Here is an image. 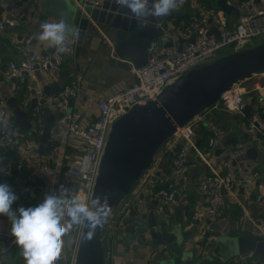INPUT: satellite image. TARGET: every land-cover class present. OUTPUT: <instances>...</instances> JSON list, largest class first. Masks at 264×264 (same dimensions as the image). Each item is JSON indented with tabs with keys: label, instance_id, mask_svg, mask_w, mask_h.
<instances>
[{
	"label": "water",
	"instance_id": "1",
	"mask_svg": "<svg viewBox=\"0 0 264 264\" xmlns=\"http://www.w3.org/2000/svg\"><path fill=\"white\" fill-rule=\"evenodd\" d=\"M30 1L25 0V4ZM217 4L224 12H236L241 15V11L230 5L228 0H217ZM39 8L40 6L36 4L34 10ZM4 9L5 6H0V20ZM41 9L44 18L52 14L59 19L63 17L69 25H75L80 29L76 38L75 58L79 57L85 39L93 38L97 26H101L112 40L113 55L120 59L116 62L117 66L124 70L138 69L146 65L151 59L148 52L151 42L165 31L173 34L176 29L170 27L172 22H169L177 21L181 15V10H173L166 16H150L138 23L136 19L130 17L127 7L119 5L118 0H100L97 6L86 2L82 7L73 0H44ZM34 15L35 12L32 16ZM200 17L196 15V18ZM17 29L13 27L6 30V33H15ZM194 36L193 33L188 42H194ZM35 41L37 43V40ZM179 42L181 49L185 40L180 39ZM50 51L52 48L44 54ZM69 58L71 56H65V60ZM5 72V65H1L0 82H3L2 74ZM261 73H264V36L189 66L163 88L155 99L133 105L113 121L90 197V201L97 197L101 199L106 197L111 212L103 226L94 230L91 238L86 235L89 229L82 225L75 264H106L107 253L104 243L108 230L118 211L122 209L124 200L140 183L145 172L152 168L162 146L175 138L187 123L218 105L225 92L238 88L245 81ZM70 75L71 69L61 71V81L67 82ZM10 80L13 83L18 82L15 78ZM20 84L27 88L30 81L26 79ZM61 87L60 84L44 86L43 93L50 95L58 92ZM37 92L36 88L31 90L35 95L31 101L32 106L38 101ZM41 103H44V100H41ZM7 105L12 112L11 120L19 127L21 135L29 132L38 142L39 154H51V145L60 146L59 141L52 139V133L58 134L61 129L57 125V120L62 116L61 112L55 115L45 107V121L39 126L37 119L33 118V121L29 119L30 109L23 108L17 99L9 98ZM72 111L73 99L70 102V112ZM252 111L253 107L247 105L243 114L249 116ZM244 137L246 156L257 160L261 153L260 148L254 146L248 134ZM196 147H199V142L196 143ZM0 154H2L1 182L6 175L5 169L19 158V154L13 146L3 144L1 141ZM27 174L28 172L24 171L22 175L26 177ZM154 204L157 205L156 200ZM140 212L139 208L129 212V217L140 218L138 221L140 223L134 220L125 229L130 234L139 233L143 236L147 230H143L141 224L147 219L148 232L154 246L153 254L157 257L158 264H244L243 259L250 252L264 258V236L245 230L243 225L224 234L221 226L207 220L206 224L210 225L216 239L210 246L205 247L203 241L191 242L194 231H183L181 223H170L168 218L160 217L156 212H150L146 216H141ZM196 224L200 226L199 223ZM0 257L5 259V253L0 252ZM5 264H11L10 260L5 259Z\"/></svg>",
	"mask_w": 264,
	"mask_h": 264
},
{
	"label": "built area",
	"instance_id": "2",
	"mask_svg": "<svg viewBox=\"0 0 264 264\" xmlns=\"http://www.w3.org/2000/svg\"><path fill=\"white\" fill-rule=\"evenodd\" d=\"M73 1L80 7L86 2L94 6L100 3V0ZM257 2L262 4L261 8L254 7ZM24 4L25 0L7 1L0 20V32L5 36L9 34L6 33V30L21 26L24 19L28 18V13L21 8ZM240 10L241 15L237 22L231 26L223 13L215 14L211 18L209 16L192 17L189 21H181L180 25L187 27L190 37L193 33L195 34L194 42H185L181 49L177 44L178 36H174L177 37L174 38L172 33L167 31L159 38L154 39L148 48L151 59L146 65L132 69L135 82L125 85L116 92L98 100L97 119L88 125H80L74 111L70 112L71 100L73 99L75 104L81 92L82 83L80 79L73 78L63 85L58 92L38 98L33 107V115L37 119V124L41 126L44 123L45 107L55 108L62 113V116L57 120V125L66 131L68 137L74 138L84 145L82 156L71 163L63 161L49 164L42 159L33 157L25 143L22 142L19 127L11 120V110L7 105L5 96L0 93V141L3 144L13 146L19 154L15 183L21 192L28 193L32 199L36 196L37 188H42L36 175L38 172L52 180V188L60 184H71L75 190L73 194L81 195L90 201L108 132L117 117L135 104L146 103L155 99L163 88L189 66L264 36V0H241ZM212 24L216 25V30H213ZM34 40L35 34H29L16 45L19 56L16 61L8 63L6 73L9 78H15L22 83L26 79L35 81L38 70L42 72L60 71L66 61L65 56H74L77 46L76 38L69 37L66 41L68 52L59 53L52 47V51L42 54L35 49ZM241 86L242 84L236 89L225 92L219 104L245 119L246 133L254 139L260 150L264 152V116L259 110H253L249 116L243 114L247 103L241 93ZM257 88L263 95L264 86L258 85ZM231 93L233 99H230ZM41 100H44V103H41ZM200 117L182 127L174 138V143L170 149L172 168L171 181L168 186L150 192L157 201L156 212L160 217H163L167 208L184 194L189 153L191 149L196 147L195 124ZM221 140L222 133L213 129L208 139V146L214 150L221 143ZM223 148L225 158L231 163L235 162V170L226 174L204 175L199 181V187L206 196L207 215L211 223H215L214 221L222 215L225 196L230 197L244 208L238 193L241 188L245 197L254 196L256 201L264 206V181H257L248 167L247 169L237 167V165L245 162V142L239 141ZM56 150L57 147L54 151ZM27 166H32L36 174L31 172L24 177L22 174L27 170ZM17 206L19 204L12 205L13 208ZM130 211L124 207L119 213L127 217ZM1 221L3 224L0 226V234L4 236V239L0 240V252L4 253L9 246L16 244V242L10 230L7 229L9 225L11 226L9 219ZM138 221L140 218L136 219L135 222ZM207 226L208 233L202 240L205 247L210 246L216 239L210 225ZM81 227L82 225H80L76 243L69 245L70 249H65L64 244L61 257L56 261V264H75ZM251 231L254 234L264 236V213L254 222ZM65 241L66 234L64 236ZM253 256V252L246 255L249 259Z\"/></svg>",
	"mask_w": 264,
	"mask_h": 264
},
{
	"label": "crops",
	"instance_id": "3",
	"mask_svg": "<svg viewBox=\"0 0 264 264\" xmlns=\"http://www.w3.org/2000/svg\"><path fill=\"white\" fill-rule=\"evenodd\" d=\"M7 1L8 0H0V6H5ZM240 2L241 0H228V3L239 11H241ZM36 4L40 6L38 10H34ZM43 5L44 0H31L30 3L21 6L29 15L24 22L25 24L17 27V31L15 33L10 32L8 36L0 32V37L2 38V41L0 40V66L5 65L6 72L8 63L18 59L19 55L16 45L29 34H35L37 43L34 40V47L42 54L53 47L48 44L47 41H40L37 39V34L40 31L39 25L42 22L45 20H59V18L53 14L49 17L45 16L44 18L41 11ZM254 7L261 8L262 4L257 2ZM175 10H181V15L178 16L177 21H170L169 23L172 22L173 26L170 25V27L176 29L171 35L173 37L180 36V38L178 36L177 39L178 45L180 39L187 42L190 37L188 29L181 26L180 22H178L180 20L185 21L182 18L183 16L196 18V15H199L201 17L209 16L211 18L215 14L223 13L230 26L234 25L240 16L236 12H224L218 7L217 0H178V6ZM33 12H35L34 16H32ZM181 27L183 28L180 31L179 28ZM212 28L216 30V25L212 24ZM4 40L8 41L9 44L3 42ZM112 45V40L106 35L104 29L101 26H97L96 35L93 38L87 37L85 39L79 57L75 58L72 56L67 59L60 71L42 72L38 70L36 80L30 81L27 88H25L23 84H20L21 82L19 81L17 83L11 82V78H9L5 72V74H2L4 80L0 82V93L3 94L7 100L9 98H15L20 102L23 108H29V119L33 121V118H35L33 115L34 105H31V101L35 98V95L31 93V90L34 88L37 89V98L45 96L43 87L53 86L54 84L63 86L65 82L61 81L60 73L65 69H71L69 79L78 78L82 83L81 92L74 104V114L80 125H88L97 119L98 100L116 92L125 85H130L135 82L132 69L124 70L117 66L116 62L120 59L113 55ZM258 85L264 86V73L255 75L248 81L242 83L240 90L247 105L252 106L253 110H259L264 116V89L262 95L257 88ZM48 108L55 115L59 113L55 108ZM244 123L245 119L241 115L231 112L218 104L202 114L195 124L196 143L199 142V147L191 149L189 153L184 194L178 197L175 202L167 208L163 216L168 218L170 223H181L183 231H194L191 242L202 241L208 233V226L206 224L207 220H209L207 215L208 203L204 192L199 187V181L204 175L212 173L226 174L235 170L236 164L229 162L225 158L223 147L236 144L239 141L246 142L244 136L247 133L244 128ZM213 129H217L222 133L221 143H219L214 150L208 146V139ZM52 139L59 141L60 146L54 151L56 146L51 145V154L41 155L38 153V142L34 140L31 134L28 132L22 136V142L25 143L26 146H29L27 148L30 154L49 164L63 161L71 163L84 153V145L78 140L68 137L63 128L60 129L58 134L53 132ZM250 140L254 146H257L253 138L250 137ZM173 143L174 138L164 144L158 151L152 168L145 172L140 183L136 185L124 200L122 209L125 207L130 211L139 208L141 215L143 214L145 216L150 212H156L157 205L154 204L155 199L150 192L155 190L157 186L166 187L171 181L172 154L170 149ZM17 162L18 159L14 160L11 166L5 169L6 175L1 182L8 183L10 186L13 185V182L9 180V178ZM237 167H241L242 169H247L248 167L257 181L263 182L264 152L261 151L257 160H252L245 156V162L237 165ZM27 170L28 173L34 172L36 174L32 166H27ZM36 175L38 176V182L41 184L40 187L42 188H37L35 193L36 196L33 199L30 195L24 194L23 198L16 203L19 204V206L23 205L24 207H28V204H35L39 198L43 197L47 189L52 188L53 182L50 178H46L38 172ZM241 190L242 188L238 193L244 208L235 203L230 197L225 196L222 215L214 221V224L222 227V233L224 234L239 228L241 225L244 226L245 230H253L254 222L264 213V206L259 204L254 196L250 198L245 197L243 193H241ZM1 220L5 219H0V221ZM134 220L136 221L135 218H130L129 215L127 217L121 215L120 219L114 221L118 227L115 232H112V235L111 233L107 235L104 243L107 253L106 264H158L157 257L153 254L154 246L148 232L147 219L141 224L143 227L142 229L147 230L143 236H140L139 233L133 235L126 231L125 228L128 224L134 222ZM196 223H199L200 226L198 227ZM198 230L200 231L199 234L197 233ZM1 239H4V236L0 234V240ZM15 246L18 245L13 244L9 246L6 252ZM6 252L4 253L6 254ZM15 257H19V255L16 254ZM243 261L244 264H264V258L256 253H254V256L250 259L245 256ZM22 264H26V259L24 257Z\"/></svg>",
	"mask_w": 264,
	"mask_h": 264
},
{
	"label": "clouds",
	"instance_id": "4",
	"mask_svg": "<svg viewBox=\"0 0 264 264\" xmlns=\"http://www.w3.org/2000/svg\"><path fill=\"white\" fill-rule=\"evenodd\" d=\"M118 3L127 7L130 17L138 23L150 16H166L178 6V0H118ZM39 27L37 39L47 41L59 53L68 52L66 41L80 33L77 26L69 25L63 17L45 20ZM74 191L71 184H60L47 189L35 204L13 208L18 197L8 183L0 182V215L8 217L10 233L26 264H56L63 251L64 236L70 229L85 225L89 229L86 235L91 238L94 230L106 222L111 212L106 197L89 202L73 194ZM0 264H5L3 257Z\"/></svg>",
	"mask_w": 264,
	"mask_h": 264
},
{
	"label": "rangeland",
	"instance_id": "5",
	"mask_svg": "<svg viewBox=\"0 0 264 264\" xmlns=\"http://www.w3.org/2000/svg\"><path fill=\"white\" fill-rule=\"evenodd\" d=\"M27 147H29V146L27 145ZM120 216H121V214L117 213L114 221H116V219H120ZM114 221H113V224L111 225L110 229L108 230V234L111 233V235H112V232H115L116 228L118 227V225H116L114 223ZM79 228H80V225H76L66 233V241L64 242L65 249H67V248L70 249V247H68V246L76 243ZM16 254H18L19 257H15ZM5 259L10 260L11 264H22L23 256L20 254L19 246L12 247L8 252H6Z\"/></svg>",
	"mask_w": 264,
	"mask_h": 264
},
{
	"label": "trees",
	"instance_id": "6",
	"mask_svg": "<svg viewBox=\"0 0 264 264\" xmlns=\"http://www.w3.org/2000/svg\"><path fill=\"white\" fill-rule=\"evenodd\" d=\"M185 21H189L190 20V18L189 17H187V16H183L182 17ZM178 22H180L181 23V20L180 21H178ZM177 22V23H178ZM185 28H187L186 26H185ZM5 39V38H4ZM0 40L2 41V38L0 37ZM3 42H6V43H8V41H6V40H4ZM9 44V43H8ZM71 79H68L67 80V82H69ZM67 82H65L63 85H65ZM17 175V170H16V167L14 166L13 167V171H12V174H11V176H10V178H9V180H11L12 182H13V185L11 186L12 187V190L16 193V195H17V200L16 201H14V203L13 204H15V203H17L19 200H21L22 198H23V196H24V192H21V190L17 187V185H16V183L14 182V179H15V176ZM158 187V188H157ZM156 187V189L155 190H157V189H160V188H163L164 186H157ZM8 217L7 216H5V215H0V219H7Z\"/></svg>",
	"mask_w": 264,
	"mask_h": 264
},
{
	"label": "bare ground",
	"instance_id": "7",
	"mask_svg": "<svg viewBox=\"0 0 264 264\" xmlns=\"http://www.w3.org/2000/svg\"><path fill=\"white\" fill-rule=\"evenodd\" d=\"M230 99H233V97H232V93L230 94ZM2 223H3V221H0V226H1ZM10 227H11V226L9 225L7 229L10 230Z\"/></svg>",
	"mask_w": 264,
	"mask_h": 264
}]
</instances>
